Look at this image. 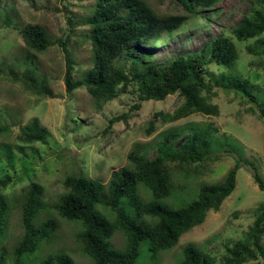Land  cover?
I'll list each match as a JSON object with an SVG mask.
<instances>
[{
  "label": "trees",
  "instance_id": "16d2710c",
  "mask_svg": "<svg viewBox=\"0 0 264 264\" xmlns=\"http://www.w3.org/2000/svg\"><path fill=\"white\" fill-rule=\"evenodd\" d=\"M176 1L187 11L188 16L197 14L198 10L209 9L219 2ZM252 5L253 8L243 15L231 34L239 43L256 40L255 48L260 51L247 48V52L264 57V37L258 39L264 34V0H255ZM255 5L261 7L256 8ZM87 10L86 18L76 23L88 27L81 37L90 45V67L74 77L78 67H74L71 61L67 43L57 42L64 55L63 84L67 95L83 89L98 104L110 102L122 94H136L139 91L138 102L131 109L136 111L140 108V102L164 101L172 95L181 97V104L172 113L159 111L152 115L147 135L154 131L157 119L173 123L193 114L207 117L219 115L217 105L209 102L212 86L204 83L202 75L209 74V65L230 68L234 64L237 51L232 39L219 35L198 53L174 57L162 64L146 65L139 57L140 54L144 55V59L148 57L141 47L157 43L163 34L177 31L187 15L159 16L145 0H92ZM8 19L5 17L7 22ZM69 25L71 27L72 23L69 22ZM19 31L26 47L35 53L44 52L53 44L38 25L28 24ZM121 55L123 57L120 62ZM20 65L24 66V70L18 75L14 69ZM35 75L37 68L34 55H22L8 68V76L20 81L30 92L40 97L51 96L45 80H37ZM217 84L226 94H233L243 104H248L249 113H257L264 120V91H259L248 80L229 74H220ZM127 118L126 113L110 118L106 129L109 130L113 124ZM37 122L33 119L19 126L16 140L26 145L44 143L46 134ZM7 125L0 124V136L11 135L12 127ZM188 132V137L177 146H174V142L183 132L167 133L157 145L153 159L132 151L127 156L130 167L112 171L106 184L80 175L66 177L63 181L65 192L51 206L43 201L42 187L33 182L22 187L17 197H9L6 190L15 182L7 175L0 176V264H6L7 253L3 243L11 211L16 207L22 228V236L12 251L13 262L16 264H74L62 250L54 251L40 260L37 258L36 253L43 244L53 240L59 226L55 219L46 215L47 210H53L61 220L78 226L76 242L81 254L89 258L92 264H136L139 246L143 241L147 242L152 258L175 247L182 235L204 223L208 212L219 211L224 200L235 189L241 161L236 160L223 180L202 185L196 198L186 206L176 209L165 207L160 201L170 197L174 191L171 177L174 171L187 176L189 166L215 160L219 152L230 153L233 148L226 137L223 141L214 138L210 128H192ZM2 157L11 159L10 145L0 143V161ZM244 163L250 168L257 189L264 192V181L257 168L248 161L244 160ZM140 186L144 193L149 194V200L142 198ZM124 207L132 208V213L125 212ZM40 215H46L47 218L38 221ZM116 232L124 238L123 250L118 251L110 245ZM263 237L264 204L255 212L253 224L248 228L245 239L226 247L219 264H264V248L261 245ZM179 264L216 263L208 254L187 245L182 249Z\"/></svg>",
  "mask_w": 264,
  "mask_h": 264
},
{
  "label": "rangeland",
  "instance_id": "374dc122",
  "mask_svg": "<svg viewBox=\"0 0 264 264\" xmlns=\"http://www.w3.org/2000/svg\"><path fill=\"white\" fill-rule=\"evenodd\" d=\"M145 1L159 16L187 15V19L177 31L163 34L157 43L141 47L148 55L145 59L144 55H139L143 64H162L174 57L198 53L219 35L234 41L237 51L234 64L230 68L209 65V74L202 75L204 83L212 86L209 102L217 105L219 115L207 117L193 114L173 123L157 119L154 131L147 135L152 115L159 111L172 113L181 104V97L172 95L164 101L140 102V108L136 111L131 109L138 102L139 91L98 104L83 89L67 95L63 84L64 55L57 42L67 43L71 61L74 67H78L74 77L90 67V45L81 37L88 27L76 22L86 18L92 0H0V124L12 127L11 135L0 136V143L12 147L11 159L2 157L0 161V176L7 175L15 182L6 190L9 197H17L22 187L33 182L42 187L43 201L51 206L65 192L63 181L68 176L80 175L106 184L112 171L130 167L127 156L132 151L153 159L157 145L167 133L183 132L174 142V146H177L188 137L189 129L210 128L214 138L223 141L226 137L233 146L232 151L219 152L215 160L189 166L187 176L174 171L171 176L174 191L160 203L170 209L186 206L196 198L202 185L223 180L236 160L240 159L234 191L224 200L218 212H208L204 223L182 235L172 249L152 258L147 242H141L136 264H179L182 249L187 245L208 254L219 264L226 247L245 239L255 212L264 204V192L257 189L251 170L244 163V160L252 163L264 181V120L257 113H249L248 104H243L233 94H226L217 84L220 74H229L248 80L259 91H264V57L247 52V48L260 51L255 48L256 40L239 43L231 34L243 15L253 8L255 0H219L213 7L198 10L193 16H188L176 0ZM5 17L9 18L8 22ZM69 22L72 23L71 27ZM28 24L41 27L47 40L53 42L44 52L35 53L24 44L19 30ZM263 37L264 34L258 39ZM25 54L35 56L37 75L34 77L45 80L51 96H37L20 81L8 76L9 66ZM122 57L119 58L120 62ZM14 70L19 75L24 66L20 65ZM125 113L128 114L125 121L106 129L110 118ZM33 119L38 121L39 128L46 134L45 142L22 144L15 138L18 128ZM170 167L173 168V165ZM139 191L143 199H150L141 186ZM124 211L131 214L132 208L124 207ZM46 215L55 219L59 226L53 240L43 244L36 253L37 258L40 260L54 251L62 250L74 264H92L89 258L81 254L76 242L78 226L61 220L53 210H47ZM46 215H40L38 221L45 220ZM21 236L20 216L16 207L11 211L3 243L7 253L6 264H16L12 251ZM110 245L118 251L123 250L125 241L122 234L116 232ZM261 245L264 248V237Z\"/></svg>",
  "mask_w": 264,
  "mask_h": 264
}]
</instances>
